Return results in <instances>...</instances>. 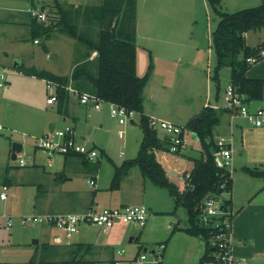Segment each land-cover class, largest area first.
<instances>
[{"label": "rangeland", "instance_id": "rangeland-1", "mask_svg": "<svg viewBox=\"0 0 264 264\" xmlns=\"http://www.w3.org/2000/svg\"><path fill=\"white\" fill-rule=\"evenodd\" d=\"M57 1L64 9L73 10V12L78 11L79 7L98 6L102 3V0ZM263 3L264 0H222L219 10L233 13L258 7ZM170 8L174 10V15H176L170 21L173 31H170L169 28L165 29L163 19H159L151 11L149 0L138 1L137 14L139 13L140 21L151 24L152 27L155 25L156 32L154 33L156 35L160 33L163 37L161 39L173 42L175 56L188 57L189 52L187 50H190V54L194 53L195 55L196 53L194 61L199 63L204 73V76L198 79L199 82L196 86L200 94H205L206 77L207 75L212 77L215 72L216 56L212 34L217 28L219 16L207 0H186L185 5L180 6L176 3L171 4ZM32 10H45L48 20L44 23L38 22L30 14ZM57 11L55 0H0V55L6 56L5 53H8L10 57V65L3 67V71L6 79H9L13 86L11 96L16 98L14 106L19 105L20 99L24 97L27 82L32 85L36 93L40 96L42 94L44 99L47 93L42 80L40 78L30 79L24 73L20 74L19 67H14L16 62L19 65L25 63L27 66H33L38 70H45L56 75L71 76L73 65L75 67L82 58L86 57V46L62 33L59 28L53 30L50 34L51 37H47L42 30L38 35L40 44L34 43L35 36L29 32L28 27L34 26V23L49 27L56 21ZM159 12L161 15L169 13V7ZM79 23V28L83 30L85 28L84 21L80 19ZM166 23L169 24L168 21ZM2 24H4L3 27ZM142 30L138 31L139 53L137 51V58L139 65L137 74L140 77L144 76L148 71L149 63L152 67L150 79L145 88L146 101L151 108L160 111L157 113L158 117L184 126L203 109L204 104L199 99H192L193 95L188 93V88L193 86L189 84L190 81L186 82L182 78L171 79L167 92L162 96L159 95L161 76L165 75V70H163L161 62H157V54L161 57L164 53L158 50L157 42L150 44L155 50V56L151 54L150 50H144L143 45L145 44L143 43L146 42L142 39ZM260 30L264 32V28L250 32L248 43H262L260 42ZM179 62H183V60H179ZM230 73L231 69L227 66L220 71V92L218 93L221 96L219 101L221 106L223 105L225 90L230 85ZM10 76H15V78ZM17 76L18 79H16ZM209 83L211 91L216 93V84L212 80ZM7 84L9 83H5L3 90L6 89ZM104 107L109 108L106 105ZM108 112L107 115L106 113L103 115L105 117L100 118L95 110L90 111L89 123L93 132H90V143L85 142L84 145H94L98 158L95 161V167H92L89 162H85L83 157H77L71 165V169L65 172L67 177H73L71 182L62 178V175L64 176L61 172L62 165L55 155L52 157L53 165L51 167L46 163L35 167L29 159L31 147L24 145L21 155L30 164L26 167H20L16 160H12L10 153L12 147H9L8 152L1 160L4 164L3 170H11L12 177H10L14 180L13 188L10 191L13 193L11 198L13 199V206L5 210L7 215L11 217L0 220V264H135V257L139 252H144L145 249H147L148 264L199 263L206 251L205 240L192 237L180 230L188 226L187 210L182 206L176 207V202L168 189L156 186L142 175H140L142 179L141 188L139 190L136 188L135 193L132 192L128 197L131 205H144L148 208L147 224L145 227L139 228L133 224L118 223L114 230L116 228H127L128 230L124 235H119L117 239H113L114 235L104 233L98 227L90 226L91 228L87 232L94 240L80 246V232L68 237L66 231L51 225L29 223L22 226L20 222H15V215L20 210H25L27 216L36 213L35 206L39 201L37 198L43 193L45 195L49 193L50 201L47 208L49 210L52 208L51 211L53 212H67L64 210L65 208L61 207L66 202V197L70 199L81 198L79 199L81 206L86 209L93 207L103 210L107 207L114 208L116 206L108 202H111L112 199L110 198L117 196V193L106 192V189L113 179L115 166H121L125 161L138 155L143 138V129L138 113L133 115L134 122L129 121L127 125H119L118 121L111 116L110 108ZM222 112L220 113V121ZM98 119L103 120V130L95 122ZM64 127L65 125L61 123L57 125L58 129ZM119 130L125 132L123 138L119 137ZM160 132L158 131V133ZM186 137L188 143L181 153L166 152L158 156L166 168L175 172L176 175H169V179L180 189H183L185 185L182 177L192 170L194 159L202 157L201 141L194 139L190 132L187 133ZM102 149L107 151L110 159L102 153ZM98 161L99 163L96 165ZM26 169H40L44 173L45 180H42L45 185L44 190L40 191L37 184H28L27 182L20 184L17 181L18 175ZM132 172V174H136L140 171L139 168H134ZM95 177L98 178L97 186H92L90 180ZM48 180L53 182L54 186L58 185L62 191L47 190L49 188ZM134 183L135 185L138 184L136 181ZM121 194L125 195V193ZM97 195L99 200L95 199ZM8 218L13 221V226L10 229H6ZM175 227L178 229L173 231ZM56 236L59 237L60 242H56L54 238ZM49 237L50 239H47ZM36 240L39 242L36 243ZM233 244L235 245V243L232 242V247ZM163 245H166V248H163ZM210 253L212 256L216 255L214 251H210ZM155 260L161 261V263H153ZM204 264L217 263L210 259Z\"/></svg>", "mask_w": 264, "mask_h": 264}, {"label": "trees", "instance_id": "trees-1", "mask_svg": "<svg viewBox=\"0 0 264 264\" xmlns=\"http://www.w3.org/2000/svg\"><path fill=\"white\" fill-rule=\"evenodd\" d=\"M207 1L219 16L217 28L212 34L216 66L211 80L216 84V91H220V71L227 66L231 69V84L235 89L246 94L249 101H261L264 98V80L247 77L251 66L247 63V58L256 56L264 46L249 47L245 35L264 28V3L258 7L229 13L219 10L222 0ZM55 3L58 9L56 21L49 27L34 23L32 30L35 39H38L42 30L50 37L53 30L59 28L62 33L86 46V57L75 66L71 76H60L34 67L24 68L23 73L57 85L59 113L63 114L68 108L70 93L65 89L68 86L81 93H92L105 103H114L138 113L143 129L138 155L121 166H115L109 190H119L130 170L139 168L144 178L169 190L176 207L182 206L187 210L188 226L180 230L192 237L202 238L206 243L205 254L198 264H204L210 259L217 263L216 255H210V251L215 252L211 242L212 230L200 224L199 212L207 196L230 194L232 189L230 172L217 162L218 147L214 138V129L220 124V113L223 110L216 111L205 106L184 126L188 133L194 134L201 141L202 157L194 159L190 186L181 191L170 181L167 171L156 157L159 151H169L168 140L160 137L158 131L150 126L149 117L144 114V92L152 67L150 64L142 77L137 74L138 0H102L98 6L79 7L76 12L64 9L57 0ZM80 19L84 21L83 30L79 28ZM93 52H97V57L91 60ZM68 156L82 157L78 154ZM244 171L253 177L264 179V170L244 168ZM222 184H225V189L221 188ZM230 203V200H226L225 207L228 208ZM177 229L175 227L173 231ZM82 245L84 244H80Z\"/></svg>", "mask_w": 264, "mask_h": 264}, {"label": "crops", "instance_id": "crops-1", "mask_svg": "<svg viewBox=\"0 0 264 264\" xmlns=\"http://www.w3.org/2000/svg\"><path fill=\"white\" fill-rule=\"evenodd\" d=\"M139 1V0H138ZM151 4V11L158 16L159 19H163L165 29L169 28L170 31H173L170 21L173 20L176 15H174V10L170 8L171 4H180L183 6L186 4V0H149ZM169 7V13L161 15L159 11H164ZM185 7V6H184ZM43 11V10H41ZM45 12V10H44ZM139 12V11H138ZM168 21L169 24L166 23ZM13 22V21H12ZM15 24V23H14ZM4 24H2L3 27ZM33 25L28 27L29 32L33 34ZM142 30V39L145 40L146 43H143L144 50H150L152 55H156L155 50L150 45L151 42H157L159 46V51L164 53L163 56H158L157 54V62H161L163 70H165V75L161 76L160 86H159V95H164L167 91V87H169V82L173 78H182L186 82H189L193 87L188 88V93H191L192 99L203 102V106H207L208 104L219 103L220 94L218 92L213 93L210 88L211 77L207 75V85L205 94L199 93L197 90V82L200 77L204 76L202 72L203 69L199 66L198 62H195L196 53L190 54V50L188 57L179 55H174L175 47L173 46V42H169L163 38L160 33L157 35L154 33V27L151 24H147L139 19V13L137 14V25H136V45L137 49L139 47V35L138 31ZM2 31H5L2 29ZM251 32V31H250ZM248 32L246 37V43L251 48H256L259 46H264V32L260 30V42L262 43H248ZM51 37V36H50ZM35 39L34 38V43ZM169 44H167V43ZM40 44V40L39 43ZM256 44V45H255ZM11 52V51H10ZM139 53V51H138ZM6 56L0 55V65L6 67L10 65V57L8 53H5ZM151 55V57H152ZM49 57V55H48ZM242 57V56H241ZM240 57V58H241ZM92 58V55L90 59ZM191 58V59H190ZM85 59L82 58L80 61ZM93 60V59H91ZM179 60H183V62H179ZM79 62V61H78ZM151 62V59H150ZM150 64V63H149ZM148 64V66H149ZM138 58H137V69H138ZM14 67L20 69V74L23 73L24 68H33V66H27L25 63L23 65H19L17 62ZM74 65L72 72L74 70ZM148 69V68H147ZM169 69V70H168ZM4 72V71H3ZM138 72V71H137ZM170 72V73H169ZM169 73V74H168ZM5 74V73H4ZM72 74V73H71ZM6 76V75H5ZM61 76V75H60ZM11 78H15V76H10ZM26 77L30 79H37L36 77ZM247 77L251 79H262L264 80V58L260 61L251 64L249 70L247 71ZM18 79V76L16 77ZM42 82L45 84L43 79ZM6 89H2L0 92V122L5 126V130L0 134V175L3 177L5 183L9 186V192L6 200H0V220L6 219L7 217H11L7 215L6 209L12 208L13 206V193H10L13 188V179L11 178V170L6 169L3 170V162L1 159L8 152L9 147H12L14 142H19L22 144L23 149L24 145H29L31 147L29 151V159L31 160V164L35 167L48 164V160L54 156H49L39 150H36L34 147L35 139L47 132L53 130H60L57 128L58 124H63L65 127L71 126L74 128L76 132V138L78 142L81 144H85V142L90 143L91 133L93 129L91 128V124L89 123L90 111H96L99 117H105L103 115H107L108 109L104 107V105L108 106V104L104 103L100 110H96L91 106L82 105L79 103V100L70 95V100L68 103L67 110L62 114L58 112V103L55 105H49L48 100V92L46 90V98L41 94L36 93L33 90V87L30 83L27 82L26 90L24 93V97L20 99V104L14 106V102L16 98L11 96V90L13 89L11 81L6 79ZM188 85V83H186ZM230 84H231V74H230ZM30 89V91H29ZM220 92V91H219ZM187 93V95H188ZM203 96V97H202ZM203 107V108H204ZM264 107V98L261 101H250L249 108L251 111H255L258 108ZM157 113H160L159 110L151 108L146 101V91L144 92V114L151 117L160 118L157 116ZM139 115V114H138ZM162 119V118H160ZM166 120V119H164ZM140 121V115H139ZM170 121V120H168ZM96 124L101 127L103 130V120H95ZM173 122V121H171ZM175 123V122H174ZM177 124V123H176ZM186 125V124H185ZM184 125V126H185ZM64 127V128H65ZM62 128V129H64ZM98 129L97 127H94ZM218 129V132L216 131ZM217 133V134H216ZM161 138H164V134L162 132L159 133ZM214 135L216 140L220 137H225L231 144L232 149V189L230 194L225 197L230 200V206L228 207L229 212L231 213V221H232V255L237 259H246L248 264H264V179L259 177H253L247 172L244 171V168L250 169H259L264 170V128H258L250 124L244 117L240 116L238 113H232L226 110H223L221 121L219 126L214 129ZM194 139L196 137L193 135ZM89 147H95L94 145ZM106 156L107 151L102 149ZM11 153V152H10ZM166 151H159L156 153L157 160L162 164V161L158 157L159 155H163ZM168 153V152H167ZM57 159L59 158L60 163L62 165V171L64 176L62 178L66 181H73V177H67L65 172L71 169V165L74 160L79 156H61L55 155ZM85 159V158H84ZM110 159V158H109ZM88 161L85 159V162ZM222 158L220 156L217 157L218 164H222ZM89 162V161H88ZM87 162V163H88ZM99 162V161H98ZM92 167H95V162H89ZM30 164V163H29ZM28 164V165H29ZM163 165V164H162ZM164 169L169 172H173L166 168L163 165ZM134 169V168H133ZM168 169V170H167ZM140 171V170H139ZM132 170H130L129 174L123 180L121 187L117 191H110V185L107 187L106 192L109 191L111 193H117V196H111L112 201L108 203H112L114 208L123 207L130 204L129 195L141 188L140 178L142 175L141 171L136 174H132ZM175 174V172H173ZM44 173L38 169H26L23 170L19 175L17 181L20 184L27 182L28 184H37V188L42 191L44 190V183L42 180H45ZM114 175V174H113ZM176 175V174H175ZM173 175V176H175ZM11 176V177H10ZM143 176V175H142ZM91 180L95 181V185L97 186L98 178L95 177ZM90 180V181H91ZM134 181L138 182L135 185ZM49 188L47 190H53L54 192L62 191L58 185L54 186V183L48 180ZM144 183V182H143ZM91 185V184H90ZM18 188V187H17ZM20 189V187H19ZM137 190V191H138ZM21 193V192H20ZM121 193H125L122 195ZM135 193V192H134ZM69 194V193H67ZM49 193L45 195L43 193L41 196L37 198L38 203L35 206L36 213L34 215H46V214H55V213H64V212H53L51 209L47 208L49 204ZM17 197V195H16ZM81 198L74 197L70 199L69 197L65 198V203L61 206L65 208L66 213H81L94 209L93 207L85 208L81 206ZM95 199L99 200L98 195L95 196ZM16 200V199H14ZM93 201V200H92ZM107 203V204H108ZM109 208V207H107ZM112 208V207H111ZM106 209V208H105ZM98 210V209H94ZM100 211V210H98ZM22 216H27L25 210L18 211L17 215H15V222L19 223L20 218ZM13 218V217H12ZM21 224V223H20ZM1 226V225H0ZM115 227V226H114ZM114 227L107 233H110L111 236L114 235L113 239H117L120 235H124L127 228H116ZM90 226H82L80 230V238L81 243H89V241L94 240L92 236L87 232L90 230ZM6 229L7 223H6ZM68 237H70L68 235ZM56 242H60L59 237H54ZM47 239H50L47 238Z\"/></svg>", "mask_w": 264, "mask_h": 264}, {"label": "built area", "instance_id": "built-area-1", "mask_svg": "<svg viewBox=\"0 0 264 264\" xmlns=\"http://www.w3.org/2000/svg\"><path fill=\"white\" fill-rule=\"evenodd\" d=\"M31 16L38 22L44 23L48 20V15L44 11L32 10ZM39 43V40H35ZM97 57V52H93L92 58ZM264 58V49L256 56L247 58V63L254 64ZM48 92V104L55 105L58 103V95L56 92L57 85L49 80H44ZM6 76L0 65V90L5 86ZM70 95L75 96L79 103L86 106H91L96 110H100L105 103L101 101L96 95L88 92H79L72 86L65 88ZM109 105L110 114L115 118L119 125H127L129 121H133L134 111H128L125 107L114 103H106ZM250 101L246 94L238 92L235 87L230 84L225 90L223 105L219 103L208 104L216 111L226 110L232 113H238L244 117L250 124L258 128H264V107L251 111L249 108ZM150 126L161 131L164 138L168 140L169 151L171 154H179L187 145V131L184 126H180L174 122L151 117L149 118ZM5 130V126L0 122V134ZM125 132L119 130V137L123 138ZM217 141L218 152L217 155L222 158L223 168L227 169L231 174L232 168V149L230 142L220 137ZM34 147L49 156L61 155L68 156L72 154L81 155L89 162H95L98 158V153L95 147L85 146L78 142L76 132L73 127L67 126L64 129L53 130L47 132L35 139ZM22 152V151H21ZM21 152L17 153L16 161L20 167H26L28 162ZM123 154V153H122ZM53 165L52 160H48V166ZM184 181V191L190 186L191 171L182 177ZM91 185H95V181H90ZM222 189H225V184H222ZM9 186L5 183L3 177L0 175V200H6L8 196ZM228 193L211 194L207 196L200 206L199 222L204 227L212 230L211 242L216 252L217 264H248L246 259H237L232 255V221L231 213L225 207V196ZM149 217V210L144 205H126L123 207L106 208L103 210H89L81 213H55L46 215H28L20 218V223L25 226L29 223H40L42 225H51L60 230H64L68 235L79 233L82 226H93L102 229L104 233L109 232L116 224H133L136 227L143 228L147 224ZM13 226V221L7 219V228ZM165 248V245L162 246ZM155 253V252H154ZM147 252H139L135 257V264H148ZM153 263H161L155 260Z\"/></svg>", "mask_w": 264, "mask_h": 264}, {"label": "water", "instance_id": "water-1", "mask_svg": "<svg viewBox=\"0 0 264 264\" xmlns=\"http://www.w3.org/2000/svg\"><path fill=\"white\" fill-rule=\"evenodd\" d=\"M196 140H198V138H196ZM22 150H23L22 144H20L19 142H14L12 144V152H11L12 160H16L17 153L21 152ZM169 175H175V174L173 172H169ZM35 242L38 243L39 241L36 240ZM144 252H147V249H145ZM153 253H154V251H153Z\"/></svg>", "mask_w": 264, "mask_h": 264}]
</instances>
